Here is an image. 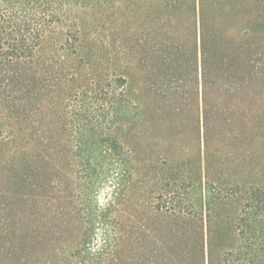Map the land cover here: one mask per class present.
I'll list each match as a JSON object with an SVG mask.
<instances>
[{"label": "trees", "instance_id": "obj_1", "mask_svg": "<svg viewBox=\"0 0 264 264\" xmlns=\"http://www.w3.org/2000/svg\"><path fill=\"white\" fill-rule=\"evenodd\" d=\"M0 264H264V0H0Z\"/></svg>", "mask_w": 264, "mask_h": 264}]
</instances>
